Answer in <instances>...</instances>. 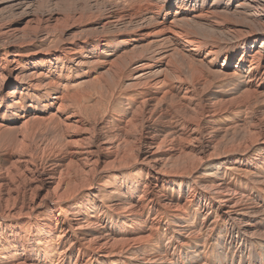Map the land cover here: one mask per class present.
<instances>
[{
    "label": "bare ground",
    "instance_id": "1",
    "mask_svg": "<svg viewBox=\"0 0 264 264\" xmlns=\"http://www.w3.org/2000/svg\"><path fill=\"white\" fill-rule=\"evenodd\" d=\"M45 1L0 0V264H264V0Z\"/></svg>",
    "mask_w": 264,
    "mask_h": 264
},
{
    "label": "rangeland",
    "instance_id": "2",
    "mask_svg": "<svg viewBox=\"0 0 264 264\" xmlns=\"http://www.w3.org/2000/svg\"><path fill=\"white\" fill-rule=\"evenodd\" d=\"M86 0H46L44 3H42L39 7L37 6L36 8H35V11H36V13L38 14V15H42V16H45V14H48V11L50 12V13H52V12H57V11H59V12H63V11H70V10H72V9H74V8H79L84 2H85ZM38 8V9H37ZM71 8V9H70ZM52 10V11H51ZM39 12V13H38ZM94 14H96V13H94ZM5 21V20H4ZM77 25H79V24H77ZM59 73H60V76L62 75V76H64V74L65 73H67L64 69H62V70H60V71H58ZM83 71H76V72H72V73H70L71 75H72V77H71V75H67L66 74V76H67V78H69L70 79V82H69V86H70V88H69V93H73V92H75L76 90H77V87L79 86V84L82 82V81H84V80H87V77H85V76H83V73H82ZM87 72V75H89V76H91L92 74H93V69H88V70H84V73H86ZM80 73H82V74H80ZM204 77H206V75L204 76ZM30 94V93H29ZM95 100H96V96L95 97H93V96H87L86 97V99H84V105H87V106H89V105H91V104H93L94 102H95ZM116 106V104L115 105H113V107H112V109L111 110H114V109H116L117 107H115ZM12 127V126H11ZM1 157V159H4V155H1L0 156ZM263 166L261 165L259 168H258V173L259 174H262V173H264V167L262 168ZM227 179L230 181L231 180V177L227 174ZM234 178V177H233ZM227 180V181H228ZM242 182H244L243 180H240V178L238 177V178H234V179H232V181H231V185H232V187H234L237 191H240L241 190V188L242 187H244V183H242ZM174 196H177V194H174ZM194 208V207H193ZM165 222H167V220H164ZM196 223V225H194ZM189 224H191L192 225V222H189ZM197 225H198V220L195 218V221H193V227H197ZM219 227L221 228L222 226L226 229V232H225V234L226 233H229V231H230V227L228 226V224H226V222H220L219 224ZM226 226V227H225ZM117 230V229H116ZM117 232H119V233H121L122 232V230L120 229V230H117ZM161 234H164L163 232H161ZM165 235V239H161L160 241H156L155 243V245H156V247L157 246H160L161 248H164V244L166 243V241L171 237V235L170 234H164ZM207 235H206V233L204 232L203 234H202V238L201 239H204L205 237H206ZM213 237H215V236H213ZM167 238V239H166ZM200 239V240H201ZM199 239H189V240H186V243H185V245L180 249L178 246H179V244H177V241H175V240H173V241H171V246L172 247H175L177 250H180L181 252L183 251V256H184V253L185 252H188V250H191V249H193V248H196L198 245L197 244H199L200 245V251L202 252V250H203V252L206 254V256H209L210 258L209 259H212V258H214V256H215V253L213 252V251H208L207 250V246H205V248H201L202 247V243H203V241L204 240H201L200 241ZM193 241H195V242H193ZM184 242V241H183ZM202 242V243H201ZM174 243V244H173ZM211 243V242H210ZM174 245V246H173ZM212 245H215V241H212ZM160 247H158V248H160ZM178 247V248H177ZM186 247V248H185ZM184 248V249H183ZM188 248H190V249H188ZM204 253H203V256H204ZM183 256H180L182 259H184V257ZM232 259H230V260H228V261H231ZM183 261V263L185 264V263H187V261L186 260H182ZM232 261H234L233 263L234 264H236V262H237V260H232Z\"/></svg>",
    "mask_w": 264,
    "mask_h": 264
}]
</instances>
